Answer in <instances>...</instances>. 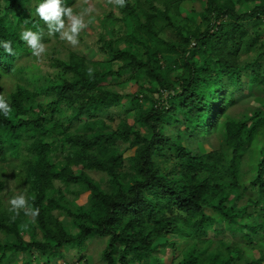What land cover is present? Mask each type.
<instances>
[{
    "label": "trees",
    "instance_id": "1",
    "mask_svg": "<svg viewBox=\"0 0 264 264\" xmlns=\"http://www.w3.org/2000/svg\"><path fill=\"white\" fill-rule=\"evenodd\" d=\"M42 2L0 0V41L16 53L0 48V93L13 109L0 113V175L12 172L40 209L35 222L23 211L13 220L0 201V233L12 237L0 264H50L92 238L104 242L101 264H162L164 249L169 264H264V101L227 112L249 85L264 99V0H127L96 18L102 59L53 49L55 70L40 74L20 33H47ZM166 29L178 38H163ZM129 81L135 91L117 89ZM117 107L132 122L112 128L101 115Z\"/></svg>",
    "mask_w": 264,
    "mask_h": 264
},
{
    "label": "rangeland",
    "instance_id": "2",
    "mask_svg": "<svg viewBox=\"0 0 264 264\" xmlns=\"http://www.w3.org/2000/svg\"><path fill=\"white\" fill-rule=\"evenodd\" d=\"M197 1V0H195ZM200 2V0H198ZM199 4V3H198ZM197 5V10H199V6ZM195 5V6H196ZM94 7L95 9H97V12H94L92 15L94 17L93 22L91 24H89V26L83 30L80 34L79 37V44L75 47H73L72 45L68 44L66 41H62L60 40V38H58V41H51V42H47L45 43L48 48H47V52L44 54V56L40 59H38L37 57L34 56L35 60L34 62L37 64L38 66V72L40 74H45V73H52L55 68L52 66L53 61L51 60V52L54 49L55 50V54L58 57H65L68 54V51L70 52H75L78 54H85L87 58L94 60V61H98L100 59H102L103 54L101 52H99L98 50V46H96L97 40H98V36H99V31H100V26L102 25V22L105 19H100V20H96L98 15H102V14H106V12L108 10H112V12L114 13V15L116 16L117 14H119V10H118V6H112L111 4H109L107 2V0H88V4H84L83 0H77L75 2L74 5H72V7H74V11L75 12H79L81 10L82 7ZM187 7L189 8L190 5H187ZM186 11V10H185ZM181 14L186 16L188 18H192L195 20V23H199V19L195 14L192 13H188V12H184L181 10ZM86 20L88 19V17L85 18ZM121 24L119 23H115L113 25V28L115 30V32L117 33V30L120 29ZM117 36H120V33L117 34ZM161 36L165 39H177V35L169 30L166 29L162 32ZM58 52V54H57ZM33 62L32 58H26L23 57L22 59H19L17 61L18 64L23 65V66H28L29 63ZM18 75L15 74L12 77V80H5V84H4V90L7 91L10 89L11 85L13 84V82L18 81ZM126 75H124V78L120 81L121 83H123L125 80ZM109 80L104 79L101 81V83H106ZM119 82V83H120ZM124 89V91L127 92H133L136 90V85L135 83L132 81L129 82H125L124 84L119 85V88L117 89ZM123 104V108L127 109L128 108V103ZM264 101L262 94L260 93V91H258L257 89H254L252 87V85H249L248 90L246 91H242L238 98H237V102L234 106L230 107L227 112L231 113L235 116H238L241 112L246 111L248 114L251 113V111H254L255 109L259 108L260 104ZM103 117H108L106 118V122L107 124L114 128L116 127V125L119 123V121L121 120V118L126 117L128 122L131 123L132 122V117H131V113L125 114L124 110H122L121 108L117 107L114 108L110 111V115L109 114H105V115H101ZM111 116V119H109V117ZM173 130V129H171ZM171 135H173V132H171ZM216 141V140H215ZM214 141V143H215ZM209 145L205 142H202L201 140L196 141V143L194 144V147L196 149H198L199 151L202 152H209L210 148L208 147ZM132 151L127 152L125 154V156L130 155ZM162 166V165H161ZM90 175L92 176V178H94L95 180L99 181V182H104V176L99 174V173H95L92 172L90 173ZM0 180H4V189L2 191H0V201L3 204V206L8 207L10 206L9 204V200L10 198L18 193H25L27 196V192H26V188L24 185L21 184V181L17 178L14 177L12 172L8 173V175H0ZM86 197L87 194H83L81 195L78 199L75 200V203L77 204H84L86 201ZM70 199H75L74 196L70 195L69 196ZM207 213H210V210H205ZM62 220L64 222L67 221V218H62ZM219 228V227H217ZM12 237L11 236H3L0 233V242H3L5 240L9 241L11 240ZM24 239L28 240V236L24 235ZM177 239L175 238V242L177 243ZM182 242L178 241V246H176L175 248V254L178 255L179 253V247L182 246ZM105 245L103 240H101L100 238H92L89 241H87L82 247H80V249L78 248H65L62 249V257L57 258L56 260L52 261L50 264H101V254H102V250L104 249ZM178 249V250H177ZM168 249L165 251L162 250L160 255L162 256V264H169L170 260L172 258V255L169 254V252H167ZM175 257V256H174ZM14 262L16 264H21L22 262V258L21 257H15ZM32 264H37L36 262H33ZM38 264H41L38 263Z\"/></svg>",
    "mask_w": 264,
    "mask_h": 264
},
{
    "label": "clouds",
    "instance_id": "3",
    "mask_svg": "<svg viewBox=\"0 0 264 264\" xmlns=\"http://www.w3.org/2000/svg\"><path fill=\"white\" fill-rule=\"evenodd\" d=\"M107 2L120 8H124L127 5V0H107ZM83 3L88 4V0H83ZM35 11L40 20L46 25L47 33H45L43 28L33 31L25 27L20 33V39L28 45L32 55L40 59L48 48L44 42L45 35L54 37L59 34L60 40L66 41L75 47L79 44L80 33L93 22L94 17L92 14L98 10L89 6L82 7L79 12H75L74 7L65 5L63 0H43L42 3L36 6ZM86 17H88L87 20L85 19ZM27 23L28 21L25 20V25ZM34 27L36 26L34 25ZM0 48H3L4 52L10 56L16 54L10 40L0 41ZM94 74L95 69L88 67L87 75L93 77ZM12 111L10 100L5 94L0 93V113L7 118ZM9 204L10 208L8 210L14 214L12 216L13 220L20 215L21 211L24 212L26 217L31 218L33 222L39 216L40 209L30 205L28 197L23 192L13 195L9 200Z\"/></svg>",
    "mask_w": 264,
    "mask_h": 264
}]
</instances>
